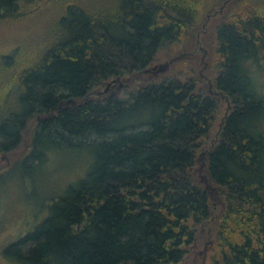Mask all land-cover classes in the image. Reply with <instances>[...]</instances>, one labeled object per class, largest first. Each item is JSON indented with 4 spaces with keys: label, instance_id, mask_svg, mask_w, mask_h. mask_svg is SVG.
I'll return each instance as SVG.
<instances>
[{
    "label": "trees",
    "instance_id": "trees-1",
    "mask_svg": "<svg viewBox=\"0 0 264 264\" xmlns=\"http://www.w3.org/2000/svg\"><path fill=\"white\" fill-rule=\"evenodd\" d=\"M225 1L0 0V155L17 154L0 195L12 177L38 186L59 149L92 158L5 257L264 264V0L213 19L207 78L145 76Z\"/></svg>",
    "mask_w": 264,
    "mask_h": 264
},
{
    "label": "rangeland",
    "instance_id": "rangeland-1",
    "mask_svg": "<svg viewBox=\"0 0 264 264\" xmlns=\"http://www.w3.org/2000/svg\"><path fill=\"white\" fill-rule=\"evenodd\" d=\"M223 4L210 12V17L206 16L207 19L202 29L197 33L198 37H196L194 47L186 49L187 51L183 46L177 50L166 51L167 49H164L165 51L159 55L157 64L152 67V70L149 69L145 76L158 81L169 75L183 79L186 73V75L192 74L191 67H194L201 77L207 78L208 68L214 66L217 60L211 28L217 21L213 19L223 16L227 10L228 2L221 12H217ZM3 31L5 30L0 25V35H4ZM188 67L190 72H188ZM110 85L108 84L106 89L100 91L104 90L109 93L114 89V87L110 89ZM218 100L220 119L227 111L228 104L222 98ZM28 126L27 136H30L35 127V121L32 120ZM27 136L21 148L27 146ZM21 148L18 150L19 153H21ZM16 157L17 154H14L8 160V157L0 155V171L3 167L11 166ZM91 162L92 158L87 150L76 151L72 148H62L52 154L47 170L42 172V182L38 184L39 187L34 188L30 184H23L14 177L8 180L4 192L0 195V264H15L3 255L4 248L29 231L36 222L42 220L47 215V207L52 200L63 195L70 184L85 176ZM41 208L42 211H39ZM209 260L208 258L207 264H210Z\"/></svg>",
    "mask_w": 264,
    "mask_h": 264
},
{
    "label": "water",
    "instance_id": "water-1",
    "mask_svg": "<svg viewBox=\"0 0 264 264\" xmlns=\"http://www.w3.org/2000/svg\"><path fill=\"white\" fill-rule=\"evenodd\" d=\"M228 1H229V0H228ZM228 1H225L224 4L221 6L220 10L217 11V12H221L222 9L224 8L225 4H226ZM217 12H216V13H217ZM210 15H211V14H207V17H210Z\"/></svg>",
    "mask_w": 264,
    "mask_h": 264
}]
</instances>
